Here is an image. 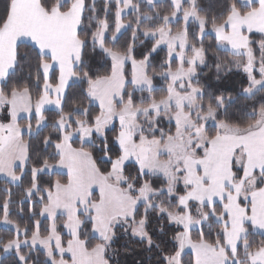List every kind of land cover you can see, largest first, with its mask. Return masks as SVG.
<instances>
[{
  "label": "snow or ice",
  "instance_id": "snow-or-ice-1",
  "mask_svg": "<svg viewBox=\"0 0 264 264\" xmlns=\"http://www.w3.org/2000/svg\"><path fill=\"white\" fill-rule=\"evenodd\" d=\"M0 178V264H264V0H0Z\"/></svg>",
  "mask_w": 264,
  "mask_h": 264
},
{
  "label": "trees",
  "instance_id": "trees-1",
  "mask_svg": "<svg viewBox=\"0 0 264 264\" xmlns=\"http://www.w3.org/2000/svg\"><path fill=\"white\" fill-rule=\"evenodd\" d=\"M127 37H125L126 39ZM209 41H211V37H209ZM164 55V53H161V57ZM211 74V73H209ZM0 186L1 188L3 187L2 182H0ZM124 243V241H120L117 244V247H120L122 244ZM38 259L42 260L43 257H38ZM120 264H135V261L139 260L142 261V264H154V261L151 260V254L144 252L142 250H134L133 254L131 256H124L121 255L120 256Z\"/></svg>",
  "mask_w": 264,
  "mask_h": 264
},
{
  "label": "rangeland",
  "instance_id": "rangeland-1",
  "mask_svg": "<svg viewBox=\"0 0 264 264\" xmlns=\"http://www.w3.org/2000/svg\"><path fill=\"white\" fill-rule=\"evenodd\" d=\"M0 181H2V178H0ZM0 188H1V186H0Z\"/></svg>",
  "mask_w": 264,
  "mask_h": 264
}]
</instances>
